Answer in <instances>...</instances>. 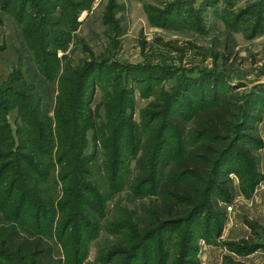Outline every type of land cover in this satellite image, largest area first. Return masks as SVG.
<instances>
[{"label":"rangeland","instance_id":"obj_1","mask_svg":"<svg viewBox=\"0 0 264 264\" xmlns=\"http://www.w3.org/2000/svg\"><path fill=\"white\" fill-rule=\"evenodd\" d=\"M64 16L71 17V26L67 28ZM55 22L59 24L53 32L60 37L61 44L52 49L59 61L53 67L55 78H50L41 74L34 55L36 44H45L43 32L55 27ZM92 61L101 65L89 78L84 97L88 98L94 85L90 106L96 111L101 104L97 111L103 118L105 96L120 91L121 86L132 89L133 117L138 123L148 120L144 115L147 108L160 104L163 89L171 91L177 84L182 83L191 91L174 105V114L178 113L175 111L186 114L187 102L199 103L204 91L206 101L212 102L215 92L211 86L215 83L219 96L222 92L264 91V0H0V103H4L0 124L9 126L14 139L13 153H25L19 133L23 121L19 97L12 92L7 94V90L13 86L12 91L23 96L39 95L44 114L54 119L64 67L70 63L76 69ZM258 85L261 87L257 89ZM26 87L30 90L25 91ZM258 114L261 121L245 132L258 137L261 145L246 143L247 139L241 137L236 146V152L241 155L249 148L255 162L240 159L238 174H230L227 185L230 200L214 195V209L221 213L220 228L204 234V229L199 230L197 225H183L172 233L160 235L158 238L164 239L170 250L168 264H176L181 250L175 244L188 228L197 231L190 254L194 264H264V108ZM93 137L94 130L89 128L86 155L93 151ZM171 143L165 149L173 155L174 143ZM5 151L0 148L1 153ZM103 155V149L99 148L92 178L102 185L107 198L104 213L95 220L92 234L85 238L83 264H107L104 256L122 242L130 249L134 240L131 244L127 241L125 224L115 230L117 217L123 222L130 220L131 214L140 222L149 219L146 210L158 201L152 193L137 196L127 185L115 192L108 188ZM128 155L127 152V169L134 167ZM15 157L2 159L0 164L5 161L19 166ZM255 165L259 181L254 188H247L252 177L243 169H254ZM10 172L9 179L12 169ZM54 174L59 179L57 168ZM134 175L130 173L127 177L132 179ZM128 181L125 177V182ZM59 184L55 187L52 181L50 186V193L56 199L55 209L57 202L64 200L65 188L60 181ZM85 209L90 210L87 206ZM56 212L54 240L49 242L55 249V258L64 261L65 250L57 239L65 218L62 219L61 211ZM7 226L11 224L0 215V230ZM154 245L152 241L146 243L144 251L155 250ZM130 254L118 256L114 264L124 259L125 264L136 263Z\"/></svg>","mask_w":264,"mask_h":264},{"label":"trees","instance_id":"obj_2","mask_svg":"<svg viewBox=\"0 0 264 264\" xmlns=\"http://www.w3.org/2000/svg\"><path fill=\"white\" fill-rule=\"evenodd\" d=\"M70 19L64 16L65 28L71 26ZM58 24L55 22V27L43 32L45 44H36L34 55L41 74L50 78H55L52 72L58 60L52 49L61 44L60 37L53 32ZM100 65L92 61L73 69L67 63L59 85L54 119L44 114L39 95L23 96L12 91L13 86L7 90V94L12 92L19 97L23 121L19 133L25 153L11 151L13 135L7 124H0V148L7 150L0 152V160H9L15 155L20 162L19 166L5 161L0 164V215L11 224L0 230V264H83L85 238L92 234L95 220L104 213L107 198L102 185L92 178L99 148L104 152L108 188L115 192L127 185L137 196L152 193L158 198L157 203L146 210L149 219L140 222L131 214L130 220L123 222L117 217L115 230L125 224L127 241L129 244L134 241L130 249L124 242L115 245L103 258L107 264H114L118 256L129 253H132L130 258L137 260L134 264H168L170 250L165 240L158 238L160 235L172 233L183 225H197L199 230L204 229V234L219 229L221 213L214 209V195L230 200L227 186L230 174H238L240 159L255 162L249 148L241 155L236 152V146L241 137L247 139L246 143L261 145L258 137L245 131L253 130L255 123L261 121L258 113L264 108L263 90L248 94L222 92L219 96L215 83L211 86L215 92L212 102L206 101L204 91L199 103L187 102L186 114L182 111L174 114V105L191 91L182 83L177 84L171 91L163 89L160 104L147 108L144 115L148 120L138 123L133 117L132 89L121 86L120 91L105 96L103 118L97 111L101 104L96 111L90 106L94 85L88 98L84 97L89 78ZM3 106L4 103H0V111ZM159 118L161 120L156 121ZM89 128L94 130V148L86 155ZM171 141L173 155L165 149ZM127 152L128 161L131 159L134 163V167L128 169ZM256 165L254 169H243L252 177L251 181L248 179L247 188H254L259 181ZM56 168L59 179L53 175ZM130 173L135 174L132 179L127 177ZM52 181L55 187L60 181L65 188L64 200L56 206L57 212H62V219L65 218L57 239L65 250L64 261L56 259L55 249L49 242L54 240L56 219V199L50 193ZM86 206L90 210L87 211ZM184 233L175 244L181 250L176 264H194L190 254L197 231L188 228ZM150 241L155 243L156 249L144 251ZM125 263V259L119 262Z\"/></svg>","mask_w":264,"mask_h":264},{"label":"built area","instance_id":"obj_3","mask_svg":"<svg viewBox=\"0 0 264 264\" xmlns=\"http://www.w3.org/2000/svg\"><path fill=\"white\" fill-rule=\"evenodd\" d=\"M232 209V206L230 207V210Z\"/></svg>","mask_w":264,"mask_h":264},{"label":"crops","instance_id":"obj_4","mask_svg":"<svg viewBox=\"0 0 264 264\" xmlns=\"http://www.w3.org/2000/svg\"><path fill=\"white\" fill-rule=\"evenodd\" d=\"M261 185V184H260ZM260 185H259V187H260ZM262 186V185H261ZM259 187H258V189H259Z\"/></svg>","mask_w":264,"mask_h":264}]
</instances>
